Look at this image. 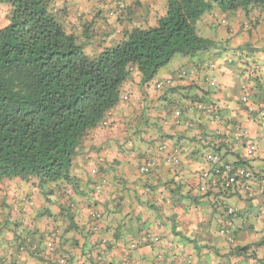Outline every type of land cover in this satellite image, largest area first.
I'll use <instances>...</instances> for the list:
<instances>
[{
  "label": "crops",
  "instance_id": "obj_1",
  "mask_svg": "<svg viewBox=\"0 0 264 264\" xmlns=\"http://www.w3.org/2000/svg\"><path fill=\"white\" fill-rule=\"evenodd\" d=\"M164 2L56 0L52 7L93 56L125 30L155 27ZM6 10L0 5V25ZM240 15L215 10L197 28L217 48L177 59L146 85L136 75L125 83L108 126L81 140L71 182L45 189L34 177L0 182V264H264V23L244 32ZM244 96L256 112L242 107ZM218 148L228 163L252 156L256 176L247 192L237 189L215 205L214 192L194 197L199 173L210 169L207 155ZM148 159L155 167L143 175ZM92 207L102 215L97 224ZM237 247L248 250L236 254Z\"/></svg>",
  "mask_w": 264,
  "mask_h": 264
},
{
  "label": "trees",
  "instance_id": "obj_2",
  "mask_svg": "<svg viewBox=\"0 0 264 264\" xmlns=\"http://www.w3.org/2000/svg\"><path fill=\"white\" fill-rule=\"evenodd\" d=\"M55 1L0 0V5L7 7L6 24L0 25V182H27L34 177L41 189L71 182L70 170L81 140L99 124L108 126V117L123 101L124 84L134 75L143 86L153 81L175 55L192 58L217 48L197 28L198 22L215 10L242 13L248 18V26L240 27L244 32L260 25L257 15L264 14V0H165V15L155 27L125 30L116 44L99 47L91 56L64 28L53 10ZM227 32L236 35L229 27ZM242 98L256 108L249 97ZM193 103L198 108L210 107V112H203L214 119L220 116L218 109L205 101ZM240 103L249 113L242 99ZM258 109L259 114L264 112ZM219 152L218 148L214 153L219 161L213 168L207 160L208 175L199 173L202 185L196 200L209 198L214 192L217 205L218 198L239 189L237 184L226 186L219 180L226 167L230 169L226 178H232L237 169L250 174L248 179L234 177L236 183L246 185L245 192L256 176L248 164L252 156L248 161L228 163ZM178 159L172 164L176 166ZM233 212L225 211L229 218ZM99 214L91 208V223L92 215ZM92 230L96 232L98 227ZM151 238L145 234V239ZM135 247L131 245V249ZM246 250L237 247L235 253L242 255Z\"/></svg>",
  "mask_w": 264,
  "mask_h": 264
},
{
  "label": "built area",
  "instance_id": "obj_3",
  "mask_svg": "<svg viewBox=\"0 0 264 264\" xmlns=\"http://www.w3.org/2000/svg\"><path fill=\"white\" fill-rule=\"evenodd\" d=\"M118 5H119L120 8H124L125 7L123 2L118 3ZM245 25H247V24H245ZM242 102L245 104V106H247L248 112H252V111L256 110V108H254L252 105L247 104L248 102H247V100L245 98H242ZM199 108L202 109L203 111L210 112V108L208 109V108H206L203 105H199ZM259 115L263 116L264 112H260ZM251 149H254V147H251ZM207 160L210 161L211 168H213L218 163L219 157L216 154L211 153V154L207 155ZM169 161L171 163H173V164H176L177 163V158H175V157L170 158ZM154 165H155L154 160L148 159L139 168V172L141 174L146 173V172H148V170L150 168L154 167ZM227 171L230 172V169L226 167L225 171L222 174H219V176L221 177V179H219V180H222V181L224 180L226 182V184H225L226 186L237 184L236 186L239 187V190L245 191L244 186L246 187V185L244 183H240V184L238 182L236 183L235 180H234V177H241V178H244V179H248L250 174L249 173H245L243 170L237 169L236 173L234 174V176L232 178H226L227 177ZM216 172L219 173L220 171L216 170ZM207 175H208V173H204V176H207ZM92 217H93L95 223H99V220L101 219V215L100 214L99 215H92ZM47 246L49 247V249H51L52 248V243H48ZM99 259L100 258H96L97 261ZM123 264H131V263L130 262H125Z\"/></svg>",
  "mask_w": 264,
  "mask_h": 264
},
{
  "label": "rangeland",
  "instance_id": "obj_4",
  "mask_svg": "<svg viewBox=\"0 0 264 264\" xmlns=\"http://www.w3.org/2000/svg\"><path fill=\"white\" fill-rule=\"evenodd\" d=\"M241 16V18L240 19H242L241 21H240V23H244V21H247V19L245 18V16L243 15H240ZM259 18V20H260V22L261 23H264V14L263 15H257ZM90 52V53H89ZM87 54V53H86ZM88 54L90 55L91 54V51H88ZM182 56H180V55H175L174 56V58L171 60V63L170 64H168L167 66H165L164 68H162L160 71H159V73H158V75L154 78L155 80L160 76V74H164V71H166V70H168L170 67H171V65L173 64V62L174 61H176L177 59H179V58H181ZM153 79V80H154ZM154 80V81H155ZM217 119V118H216ZM152 160V159H151Z\"/></svg>",
  "mask_w": 264,
  "mask_h": 264
},
{
  "label": "clouds",
  "instance_id": "obj_5",
  "mask_svg": "<svg viewBox=\"0 0 264 264\" xmlns=\"http://www.w3.org/2000/svg\"><path fill=\"white\" fill-rule=\"evenodd\" d=\"M245 24H247V25H245ZM247 26H248V23L245 21L244 24H243V28L244 27L246 28Z\"/></svg>",
  "mask_w": 264,
  "mask_h": 264
}]
</instances>
